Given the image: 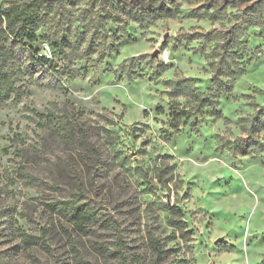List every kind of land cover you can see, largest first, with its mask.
Segmentation results:
<instances>
[{
	"label": "rangeland",
	"instance_id": "rangeland-1",
	"mask_svg": "<svg viewBox=\"0 0 264 264\" xmlns=\"http://www.w3.org/2000/svg\"><path fill=\"white\" fill-rule=\"evenodd\" d=\"M38 23L0 54V264H264V0H41Z\"/></svg>",
	"mask_w": 264,
	"mask_h": 264
},
{
	"label": "trees",
	"instance_id": "trees-1",
	"mask_svg": "<svg viewBox=\"0 0 264 264\" xmlns=\"http://www.w3.org/2000/svg\"><path fill=\"white\" fill-rule=\"evenodd\" d=\"M40 4L41 0H27L12 3L6 7H0V54L2 51L9 49L7 48L8 44H6L9 37L26 39L28 41L36 39V32L39 27L38 11ZM41 60L46 63L50 61L44 56L41 57ZM14 91L15 87L10 81L8 73L0 67V98L9 97ZM184 114H186V111H181V115ZM253 126L254 128H264V105L258 109L254 116ZM244 141L247 142L246 139ZM254 142H256L255 145L258 143V141ZM252 143H249V145L251 146ZM261 148L260 142V146L252 150L251 153L262 152L263 150ZM53 206L59 210L68 221L72 222L73 226L78 230L86 228L96 217L95 208L87 202L78 203L66 199L58 200Z\"/></svg>",
	"mask_w": 264,
	"mask_h": 264
},
{
	"label": "water",
	"instance_id": "water-1",
	"mask_svg": "<svg viewBox=\"0 0 264 264\" xmlns=\"http://www.w3.org/2000/svg\"><path fill=\"white\" fill-rule=\"evenodd\" d=\"M157 53V51H155L153 54H156Z\"/></svg>",
	"mask_w": 264,
	"mask_h": 264
}]
</instances>
